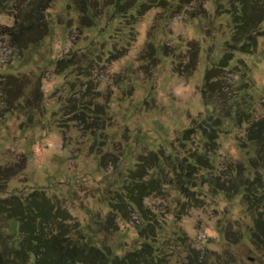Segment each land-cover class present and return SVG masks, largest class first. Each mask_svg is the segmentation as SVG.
<instances>
[{
	"label": "rangeland",
	"instance_id": "rangeland-1",
	"mask_svg": "<svg viewBox=\"0 0 264 264\" xmlns=\"http://www.w3.org/2000/svg\"><path fill=\"white\" fill-rule=\"evenodd\" d=\"M15 1L0 0V168L13 174L0 197L42 192L112 256L146 241L153 264H264L251 234L264 151L246 137L264 119V0H53L47 34L21 50L6 35ZM130 174L158 178L144 215L125 200L111 211ZM246 178L258 186L243 194Z\"/></svg>",
	"mask_w": 264,
	"mask_h": 264
},
{
	"label": "trees",
	"instance_id": "trees-1",
	"mask_svg": "<svg viewBox=\"0 0 264 264\" xmlns=\"http://www.w3.org/2000/svg\"><path fill=\"white\" fill-rule=\"evenodd\" d=\"M52 1H15V20L13 25L7 28L6 32L12 46L20 50L24 49L27 45L40 41L47 34L44 14ZM236 25L241 27L243 21H238ZM252 38V36H247V41L242 45L248 44ZM227 53L226 56L228 57L225 60L224 57L222 58L224 60V63L220 64L222 67L226 66L230 58V52ZM78 111L77 114L81 115L80 118L86 119L82 117V115L86 116V113L82 109ZM218 121V118H216V124L219 123ZM205 122V124H203L204 122L200 124L199 130L205 138V145H213L215 137L208 135L210 134L209 131L213 128L211 126V129L206 127L205 125L210 123L208 121ZM93 123H87L88 129L93 130V128H96V125ZM186 132H189V130H184L183 134ZM246 137L249 141L256 142L259 151H264V119L252 122L247 128ZM198 156L202 159L201 164H205L204 160L206 158L202 153L198 154ZM190 165L196 167L195 164L190 163L187 166L180 164L178 168L181 167L185 169V172H188ZM177 166L175 164L174 168L178 169ZM8 171L10 170L0 168L1 174H4L3 179H7L13 175H7ZM128 177L130 180L117 191L118 195L113 197V199L110 198L109 202L113 204L111 211L113 209L121 212L125 210V200L129 207L136 210L138 214L144 215L147 212L144 208L143 199L149 195L150 191L157 189L156 181H158V178L144 180L145 175H143L142 180H139L138 177L131 174ZM238 184L242 187L243 194H246L245 191L248 192L253 187L258 186L256 181L249 178L238 181ZM182 188L186 194L189 191L192 192L186 186ZM37 195L34 200L31 197L20 198L16 195H11L9 198L0 197V226H4L5 223L8 224L11 221L16 223V229L12 230L13 232L9 233L8 236L0 232V264H27L31 258H33L32 264H153V262L151 263V257H153L152 246L146 241L140 244V248L122 257H118L117 255L112 256L106 248L89 244L84 236H80V232L78 233L79 225L77 227L69 226L66 223V217L68 216L66 210L55 208L52 203L40 202L43 197L49 199L42 192ZM262 195L264 197V193ZM254 196H248L247 194L246 198L250 204H253L255 201ZM191 199L192 197L187 195L186 200L190 201ZM261 202V206H264V198ZM63 214H66L65 219L61 218ZM256 214V225L251 232L252 239L264 245V210L262 209ZM142 220L146 223V226L143 228L144 232H142V229L138 231L146 239V235L149 234V231H152L151 227L154 225L153 219L147 217L146 214V217H143ZM186 264L198 263L188 259Z\"/></svg>",
	"mask_w": 264,
	"mask_h": 264
}]
</instances>
